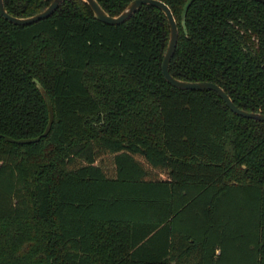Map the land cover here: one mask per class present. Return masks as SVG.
Returning a JSON list of instances; mask_svg holds the SVG:
<instances>
[{
	"label": "trees",
	"instance_id": "trees-1",
	"mask_svg": "<svg viewBox=\"0 0 264 264\" xmlns=\"http://www.w3.org/2000/svg\"><path fill=\"white\" fill-rule=\"evenodd\" d=\"M133 0H96L111 17ZM169 73L264 114V5L158 0ZM52 0H3L13 17ZM164 14L108 26L82 0L18 27L0 16V264H264V123L168 85ZM118 233H136L128 244ZM121 251H119V250Z\"/></svg>",
	"mask_w": 264,
	"mask_h": 264
},
{
	"label": "water",
	"instance_id": "water-1",
	"mask_svg": "<svg viewBox=\"0 0 264 264\" xmlns=\"http://www.w3.org/2000/svg\"><path fill=\"white\" fill-rule=\"evenodd\" d=\"M66 0H52V2L46 7L42 12L27 18H17L10 16L6 10L4 9L3 0H0V16L7 21L8 23L18 26V27H26L37 22L48 19L53 13L65 2ZM90 9L93 14L95 20L100 23H103L108 26H120L127 22L142 6H151L159 11H161L168 23L169 35H168V43L166 47V51L163 56L162 64H161V72L165 82L171 87L181 90V91H195V92H203V91H211L216 93L219 99L225 104L227 109L231 111L238 117L243 119L254 120L258 122L264 123V114L261 113H248L236 107L230 98L226 95V93L217 85L209 82H186L175 79L169 73L170 61L174 55V51L177 44L178 38V29L175 19L170 11V9L161 1L158 0H133L131 1L123 11L115 17L109 16L96 2V0H82ZM196 0H187L185 3L182 13L181 20L183 21L185 15L189 9V7ZM257 3H261L264 5V0H252ZM36 88L38 89L47 109L48 121L43 133L36 138L32 139H20L15 140L10 137L2 136L0 134V139H3L6 143L14 144V145H31L38 143L41 138L47 137L51 130V126L54 120V113L51 101L46 93V91L39 85L36 84Z\"/></svg>",
	"mask_w": 264,
	"mask_h": 264
},
{
	"label": "crops",
	"instance_id": "crops-1",
	"mask_svg": "<svg viewBox=\"0 0 264 264\" xmlns=\"http://www.w3.org/2000/svg\"><path fill=\"white\" fill-rule=\"evenodd\" d=\"M119 235H117V237L119 238V239H123V243L126 245V244H128V239L130 238V236L133 234V233H118ZM136 233H134L133 235H135ZM117 250H119V249H117ZM119 251H121V250H119Z\"/></svg>",
	"mask_w": 264,
	"mask_h": 264
}]
</instances>
